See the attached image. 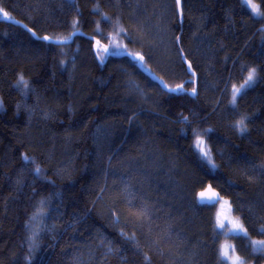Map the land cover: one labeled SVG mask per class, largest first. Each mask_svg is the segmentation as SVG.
I'll list each match as a JSON object with an SVG mask.
<instances>
[{
  "label": "trees",
  "instance_id": "obj_1",
  "mask_svg": "<svg viewBox=\"0 0 264 264\" xmlns=\"http://www.w3.org/2000/svg\"><path fill=\"white\" fill-rule=\"evenodd\" d=\"M253 1L261 15L242 0H181L180 24L176 0H0L38 37L79 30L109 50L118 36L183 88L164 92L88 39L58 47L0 21V264H225L223 241L264 264L250 244L264 241V0ZM207 185L245 235L219 232L197 201Z\"/></svg>",
  "mask_w": 264,
  "mask_h": 264
},
{
  "label": "water",
  "instance_id": "obj_2",
  "mask_svg": "<svg viewBox=\"0 0 264 264\" xmlns=\"http://www.w3.org/2000/svg\"><path fill=\"white\" fill-rule=\"evenodd\" d=\"M176 4H177L178 13L180 14L179 22L181 24L182 23V18H181V16H182L181 15V0H176ZM3 13L4 12L0 11V21L1 22H5V23L12 24V25H15V26H18V27L22 28L27 33H29L35 40H39V41L46 42V43L52 44L54 46L60 47V46H68V45H70L74 41V39L76 37H82V38L88 39V40L93 42V52L95 54L97 53V51L99 49V46H100V48H102V50H104V54H105L106 59L108 57H112V58H128V59H130L131 61H133L135 63L139 62L138 63L139 70L144 75L149 77L155 84L159 85L160 88L164 92H166L168 94H173V95H179V94L183 93L182 86H180V87H169L166 84H164L156 75L152 74L151 72L148 71V69L144 68L143 59H141L140 55L133 56L129 52L113 53V52L109 51L106 46L101 44L99 42V40H97L94 37L87 36V35L83 34L79 30L73 31L69 35V37L65 38V39H55V38H49L47 36L38 37L33 31H31L24 24L14 20V19H12V18H10L8 16L4 17ZM45 37H47L48 39H44ZM182 61H183L184 65H185V67H186V70H187L188 74H190L194 78V88H193L192 91L189 92V95L195 96L197 94V92H196V85H197L196 75L193 72L190 63L185 60L184 56H182ZM170 89H176V91H170ZM202 193L204 194L203 199L201 198V194ZM221 199H222V197H221L220 193L216 189H214L211 185H207L203 190H201V191H199L197 193V201H198V203L199 204H206L208 207L216 206L221 201Z\"/></svg>",
  "mask_w": 264,
  "mask_h": 264
},
{
  "label": "rangeland",
  "instance_id": "obj_3",
  "mask_svg": "<svg viewBox=\"0 0 264 264\" xmlns=\"http://www.w3.org/2000/svg\"><path fill=\"white\" fill-rule=\"evenodd\" d=\"M242 3L244 7L251 14H253L254 16H258L257 14H255V12L253 11L251 7V5H256L258 9V5L253 0H242ZM109 50L113 53L125 52L124 44L118 36L114 37V42L110 46ZM99 57L103 59L104 53L102 54L100 53ZM196 148L199 149V144H197ZM212 208H213V216H214V220L216 223V227L219 229L220 233H223L225 236L245 235V230L241 232L239 231L237 227V226H240L244 229L241 220L233 214L232 209H231L232 207L228 200L221 199V201ZM220 224H223V227H220L219 226ZM250 244H251L252 251L254 252L262 250V248L264 249V244L257 243L256 241H250ZM225 248L228 249V257H230V259L223 257V252ZM219 254H220L221 260L225 264H233V260H235L237 257L239 258L240 261H242V264H244L243 260L236 254L233 245L229 243L228 241H223L220 244Z\"/></svg>",
  "mask_w": 264,
  "mask_h": 264
},
{
  "label": "snow or ice",
  "instance_id": "obj_4",
  "mask_svg": "<svg viewBox=\"0 0 264 264\" xmlns=\"http://www.w3.org/2000/svg\"><path fill=\"white\" fill-rule=\"evenodd\" d=\"M251 7H252L253 11L255 12V14H257V15H261V13H260L259 10L257 9L256 5H251ZM3 16H4V17H7V13H3ZM44 39H48V38L45 37ZM141 59H142V58H141ZM254 72H255V70H253V72L249 74V76H248V80H247L245 83H248V82H250V81L253 79ZM241 87H243V85H242ZM170 91H176V89H170ZM239 91H240V89H236V90H235L234 95H233V101H235V95H236V93H238ZM243 123H244L243 120H241V121H240V124L243 125ZM241 130H243V128H242ZM199 143L202 144V141L199 142ZM201 151L203 152V154H204L205 156H208V152L205 151L203 148L201 149ZM203 197H204V194L202 193V194H201V198L203 199ZM219 226H220V227H223V224H220ZM237 227H238L239 231H241V232L244 231V229H243L242 227H240V226H237ZM257 243L264 244V241H260V242H257ZM223 257H224V258H229V259H230V257H228V249H227V248H225V250H224V252H223ZM233 264H242V261H240L239 258L237 257L235 260H233Z\"/></svg>",
  "mask_w": 264,
  "mask_h": 264
}]
</instances>
